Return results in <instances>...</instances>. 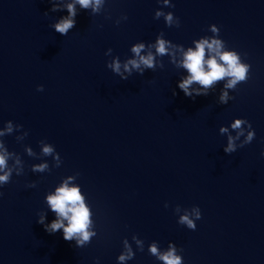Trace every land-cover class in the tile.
Returning <instances> with one entry per match:
<instances>
[{
	"label": "water",
	"instance_id": "water-1",
	"mask_svg": "<svg viewBox=\"0 0 264 264\" xmlns=\"http://www.w3.org/2000/svg\"><path fill=\"white\" fill-rule=\"evenodd\" d=\"M73 2L0 0V131L13 126L0 136L13 168L0 185V264H121L125 242L134 257L123 264H163L149 252L153 243L161 253L172 243L183 264H264V0H104L95 13L77 3L75 27L63 36L53 25ZM156 11L172 12L179 27L154 19ZM158 37L171 55L155 54ZM205 37L236 51L248 79L234 90L224 87L230 77L208 89L193 82L190 92L207 95L186 97L177 87L190 75L183 53ZM138 43L155 68L129 74L123 65ZM114 59L120 74L107 67ZM236 119L255 138L239 147L251 130L244 125L226 154ZM40 164L48 167L32 170ZM65 181L89 208L95 235L83 247L37 223L56 219L46 198ZM195 206L201 219L190 230L178 220Z\"/></svg>",
	"mask_w": 264,
	"mask_h": 264
},
{
	"label": "clouds",
	"instance_id": "clouds-1",
	"mask_svg": "<svg viewBox=\"0 0 264 264\" xmlns=\"http://www.w3.org/2000/svg\"><path fill=\"white\" fill-rule=\"evenodd\" d=\"M104 0H74L73 3L67 4L68 16L61 18L56 22L53 27L55 31L61 35H67L69 30L75 27V4H79L81 8L88 9L92 8V11L99 12ZM160 0H158V3ZM163 4L166 7H174L170 3V0H163ZM52 11L58 10V6L53 3ZM161 16L164 17L165 25L167 26H177L179 27L178 18L174 17L172 12L164 13L162 11H156L154 19H159ZM127 19V17H122ZM119 24V22H117ZM211 31L214 34V37L218 36L219 29L215 25H210ZM214 37H205L201 38L199 42L195 44V50L189 48L186 52L183 53L182 66L187 69L190 75L178 83L177 87L184 93L186 97H192L195 95H207V92H201L199 90L189 91V87L193 82L199 83L204 89H208L213 85L215 81L223 80L225 77H230L227 84L224 85L226 89H235L239 83L246 82L248 79V73L250 70V65L247 63L241 62L239 54L234 50H224L225 44L221 39ZM169 42L165 39L157 38L154 45L155 54L159 56H164L169 53ZM145 45L143 43H138L132 46L131 52L136 58L130 59L123 65L124 71L131 74L133 69L137 71L141 70V65L146 68H155V56L149 51L147 55H141V52L144 50ZM206 50L209 53L208 59L205 60ZM111 51V50H109ZM219 61L222 63H218ZM205 65L207 70H205ZM131 66V67H129ZM107 67L111 68L113 72L120 74L121 64L118 59H114L111 64H108ZM121 79H127V77L121 74ZM42 86H37V91H42ZM232 97L228 96L226 91L221 93L220 102L227 103ZM246 125L250 131L247 135L244 136L243 142L239 147H243L246 144L251 143L255 138V132L252 130L251 124L244 119H236L231 127L233 129H238V133L235 137H228L227 147L224 148L226 154H230L236 151L237 145L236 140L240 136L244 135L243 126ZM17 127H22L17 125ZM13 131L12 122L8 121L5 129L0 131V136L5 134H10ZM222 133L227 132L226 128H221ZM27 134V133H26ZM29 154L31 155V150L28 149ZM43 154L46 156H54V159L59 161L60 157L54 155L55 149L51 144H45L42 148ZM12 155L7 150L0 152V185L9 183L11 176L13 174V168L9 167L7 160ZM261 156L264 157V151L261 152ZM19 164V160L16 161ZM47 164L34 165L33 171L43 172L47 168ZM17 175H20L21 172L17 171ZM29 187H35V184H30ZM47 204L50 207L51 211L56 214V219L49 224H44V217L41 216L37 223H40L44 226L46 232L52 234L57 231H63V239L66 241H73L75 239V244L77 247H83L85 244L90 242V239L94 232L89 231L91 224L90 221V212L89 208L86 207L84 203V198L81 195L80 189L78 187H69L67 181L62 183L55 191L54 194L47 196ZM168 205L165 204V207ZM201 219V212L198 207H194L191 213L185 212L184 215L180 216L178 223L186 226L190 230H195L196 224L195 221ZM67 221V224L64 223ZM140 241H137V244H140ZM125 247L127 249L126 254H121L118 259L123 264V261L132 259L134 254L125 242ZM142 250V248H141ZM179 251H182L180 249ZM149 252L152 256L157 257L159 260L163 261V264H183V258L181 255L177 254V248L170 243L168 250L166 252H159L155 243L149 246Z\"/></svg>",
	"mask_w": 264,
	"mask_h": 264
}]
</instances>
